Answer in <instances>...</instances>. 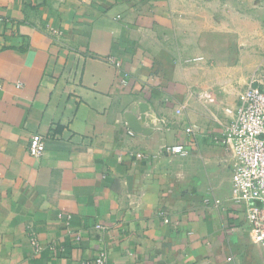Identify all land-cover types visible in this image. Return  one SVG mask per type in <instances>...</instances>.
Segmentation results:
<instances>
[{
	"label": "crops",
	"instance_id": "0c3cea01",
	"mask_svg": "<svg viewBox=\"0 0 264 264\" xmlns=\"http://www.w3.org/2000/svg\"><path fill=\"white\" fill-rule=\"evenodd\" d=\"M263 2L0 0V264H263L224 134L264 74ZM138 102L162 129L129 128Z\"/></svg>",
	"mask_w": 264,
	"mask_h": 264
},
{
	"label": "built area",
	"instance_id": "2783aa9c",
	"mask_svg": "<svg viewBox=\"0 0 264 264\" xmlns=\"http://www.w3.org/2000/svg\"><path fill=\"white\" fill-rule=\"evenodd\" d=\"M133 1V0H129ZM52 34H60L50 28ZM115 63L118 73L122 75V83L128 85L129 74L119 61ZM252 78L245 87L239 103L235 108H228L231 115L224 126V134L235 157L232 174L231 204L243 210L251 227L252 237L262 247L264 264V88L256 85ZM21 85V84H19ZM192 131L191 129L189 132ZM46 148V139L41 134H34L28 141V151L34 157H41ZM168 154H187L185 145L167 146ZM217 204L219 200L215 201ZM59 217L70 219V216ZM104 230L105 227L97 225ZM75 241H81V234L74 235ZM35 250H40L36 239L31 240ZM81 264H110V254L106 248L98 249L92 257H86Z\"/></svg>",
	"mask_w": 264,
	"mask_h": 264
},
{
	"label": "water",
	"instance_id": "95a60500",
	"mask_svg": "<svg viewBox=\"0 0 264 264\" xmlns=\"http://www.w3.org/2000/svg\"><path fill=\"white\" fill-rule=\"evenodd\" d=\"M129 128L138 134L151 135L163 128V124L156 118L148 102H138L131 106L124 114Z\"/></svg>",
	"mask_w": 264,
	"mask_h": 264
},
{
	"label": "rangeland",
	"instance_id": "374dc122",
	"mask_svg": "<svg viewBox=\"0 0 264 264\" xmlns=\"http://www.w3.org/2000/svg\"><path fill=\"white\" fill-rule=\"evenodd\" d=\"M254 6L255 7H253V9H257V7H261V8H263L264 9V2L263 3H254ZM260 66H257V68H256V70H255V73H259V75H260ZM259 75L257 76H252V77H249V79L247 80V82H245V83H239L238 84V87H239V90L237 91V93H235L236 94V96H234V94H232L229 98H228V101H233V102H236V104L235 105H237V103H239V100H240V98H241V95H242V93H243V91H244V89H245V87L247 86V84L250 82V80L252 79V78H256V80H258V82H262L263 83V81H264V74H261V76L259 77ZM256 83H257V81H256ZM264 84V83H263Z\"/></svg>",
	"mask_w": 264,
	"mask_h": 264
}]
</instances>
